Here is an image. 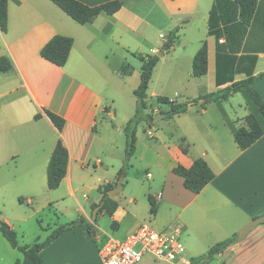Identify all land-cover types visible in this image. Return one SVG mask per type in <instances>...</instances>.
Instances as JSON below:
<instances>
[{"label":"crops","instance_id":"1","mask_svg":"<svg viewBox=\"0 0 264 264\" xmlns=\"http://www.w3.org/2000/svg\"><path fill=\"white\" fill-rule=\"evenodd\" d=\"M80 1L95 6L111 0ZM215 4L216 0H123L116 13L102 12L91 22L80 24L51 0H8V29L6 32L0 29V56L12 63L10 70L0 73V197L10 191L15 194L13 197L31 203L47 183L50 158L57 141L62 139L69 151V161L60 185L66 183L70 194H75L73 183L82 172L92 176L102 172V183L96 188L98 197L91 203L94 210L93 205L102 200L99 188L108 183L117 186L125 159L124 125L137 109L135 94L134 111L129 108L120 115L117 101L126 94L125 85L134 75L131 72L138 69L140 77V57L157 54L160 45L165 46L169 33L178 27L175 42L163 54L171 50L175 59L161 64L159 56L149 86L158 73L155 81L183 88V93L175 91L174 96L186 98L188 109L170 117L176 119L179 131H170L165 136L154 135L148 122L139 123L136 151L130 161L152 169L147 173L154 184L148 199L152 196L157 202V212L151 214L155 225L159 229L180 227L182 241L190 248L188 263L193 264V259L211 246L264 215V134L242 150L224 115L225 112L236 127H247L245 117L258 109L246 99L245 109L240 114L234 109L232 117L223 102L236 93L221 102L201 100L205 94L231 84L228 81L218 85V72L223 79L232 75L234 81L257 76L251 86L264 99V0H259L249 25L241 22L231 1L219 0L214 15L219 36L209 34ZM198 17L207 27L206 36L198 39V47L192 43L188 49L190 39L186 43L183 40L186 36L182 37L180 32L196 24ZM55 35L74 40L64 66L40 55L42 47ZM204 41L208 44V72L197 77L193 75V59ZM182 57L185 60L179 62ZM124 66H127L125 73ZM161 70H165L163 75ZM211 82L214 88L209 89L206 83ZM139 83L140 78L137 87ZM191 83L197 85L195 93L188 90ZM152 95L178 102L161 92L153 91ZM195 98L200 99V108H195ZM190 102L193 104L189 106ZM150 105L159 121L167 117L164 112L170 105L164 104L165 110L163 106L157 109ZM211 107L217 108V112L211 114ZM45 109L65 119L62 131ZM256 117L264 128V117L263 120ZM143 124L147 126L141 131ZM200 157L207 161L215 177L201 192L195 193L184 186V178L173 169L178 165L189 168ZM125 178L124 175L122 191L113 196L118 208L111 218L118 222L117 228L93 226L91 232L75 226L42 250V264H103L101 245L110 237L126 240L145 220L132 214L118 198L126 190ZM124 199L138 202L131 194ZM100 213L108 215L99 210L95 219L87 213L82 217L96 224ZM40 227L42 233L36 235V242L44 241L60 226ZM18 244L32 245L20 244L19 240ZM199 248L207 249L199 255L191 251ZM19 252L16 248L14 264H23L24 256ZM197 264H264V223L255 226L244 239L239 237L223 252Z\"/></svg>","mask_w":264,"mask_h":264},{"label":"trees","instance_id":"2","mask_svg":"<svg viewBox=\"0 0 264 264\" xmlns=\"http://www.w3.org/2000/svg\"><path fill=\"white\" fill-rule=\"evenodd\" d=\"M54 4L60 7L66 14H68L72 19L80 24H86L91 22L100 13L105 12L107 14H114L119 11L123 6V0H111L104 2L99 5L90 6L80 0H51ZM211 11L210 23H209V34L210 35H220V31L216 28L215 23V10H217V2ZM231 1L238 10V16L244 25H249L254 17L259 0H229ZM0 29L6 32L8 29V0H0ZM178 27L174 28L168 36V40L165 44L166 49H169L176 39V32ZM73 38L64 35L53 36L40 50V55L50 61L51 63L64 66L69 58L72 46ZM142 61L141 71H140V83L138 87L134 90V94L137 97V109L134 116H132L126 123L124 127V132L126 135V146H125V159L124 163L119 170V177L121 175L127 174L128 168L131 167V158L134 156L136 151L137 142V128L141 121H146L148 124L152 125L154 122L155 114L153 113L152 106L148 103L147 90L149 87V82L152 77L154 67L156 66L159 56L157 54L152 56H141ZM12 63L9 58L5 56H0V73L10 70ZM127 66L123 67V72L125 73ZM208 72V44L206 41L203 42L201 48L196 53L193 59V75L203 76ZM232 75L229 78L223 79L218 72L217 83L221 85L228 81L231 84L216 91L205 94L203 98L205 103L210 101L221 102L226 100L229 96L234 93L241 92L246 99L251 102L264 117V99L252 88V83L258 78L257 76H249L246 79L234 81ZM198 99L193 101L196 103ZM157 101L161 104L170 105V108L164 112L167 117H172L174 115L185 112L188 109V102L178 103L170 100L168 97L158 96ZM203 103V107L205 105ZM46 115L51 119L53 124L62 131L65 125V119L56 114L55 112L45 109ZM224 112V111H223ZM163 113V112H162ZM227 123L231 126L234 134V138L238 146L244 150L250 147L255 141H257L263 134L264 128L260 125L258 118L254 113H250L245 117L247 122L246 126L236 127L234 122L229 119L227 114L224 112ZM38 114L36 117H39ZM185 151V149H184ZM69 161V151L62 139H59L53 150L52 156L50 158L48 168H47V183L50 189H57L67 173V166ZM175 174H178L184 178V186L195 192H201L204 187L214 179L215 173L212 171L207 161L200 157L197 158L191 167L187 168L182 165H178L173 169ZM113 187L112 184H105L99 188L102 193V201H104L100 211L106 212L110 217H112L118 208V202L109 195V190ZM22 202V200L20 199ZM150 202V212L155 215L157 212V202L154 197L149 196ZM99 204H94L93 208ZM81 225L88 231L93 232V223L87 221L85 218H80L77 221L70 222L68 224L61 225L55 229L52 234L41 242H36L30 247L19 246L16 231L8 224L6 221L0 218V232L8 240L12 247L18 248L24 256L23 264H42L43 259L41 257V252L46 247H48L56 238H58L62 233L73 227ZM118 222L116 220L112 221V229H116ZM239 238V233H234L228 238L217 242L211 246L208 251L200 256L193 259V264H197L204 259H209L221 252H223L227 247L233 244Z\"/></svg>","mask_w":264,"mask_h":264},{"label":"rangeland","instance_id":"3","mask_svg":"<svg viewBox=\"0 0 264 264\" xmlns=\"http://www.w3.org/2000/svg\"><path fill=\"white\" fill-rule=\"evenodd\" d=\"M198 16V15H197ZM201 17V16H200ZM198 17L197 23L188 25L185 32H180L183 39L188 43V49L192 46V43H197L198 39H202L206 36L207 27H204V21ZM200 45V44H199ZM160 45V50L162 49ZM175 56L173 51L167 50L166 55L162 56V63L167 64L173 62ZM185 58H179V62L184 61ZM190 65V62H189ZM160 67L158 69V72ZM132 77H130L129 82L125 85L126 94L123 99L117 101V111L118 113H126L130 108L131 111H134L136 104V97L134 95V90L137 87L139 81L138 69L135 72H131ZM160 73L163 75L165 70H161ZM158 74V73H157ZM157 74L154 75L152 82L150 83L148 89V103L153 104L155 108H164L166 106L163 104L159 105L157 98L152 95L153 91L161 92L162 95H168L173 99H177L179 103L188 102L186 98L174 96L175 91H180L183 93V88L176 87L174 85L164 86L163 82L155 81ZM129 75H126V78ZM163 84V85H162ZM209 89L214 88V84L206 83ZM197 85L188 86V90L192 93H195ZM182 90V91H181ZM192 95V94H190ZM192 97V96H190ZM196 97V96H194ZM197 99V98H195ZM203 99V97L201 98ZM200 100V99H198ZM194 104L195 108H200L201 104L198 102ZM224 106L230 112L232 117L235 116L233 110H238L239 114L245 109L246 97L242 93H236L231 96L227 101L223 102ZM251 107H255L252 103H249ZM239 105H242L241 107ZM210 113L217 112V108L211 107ZM136 113V112H135ZM134 113V114H135ZM254 114L259 117L260 120H263L262 115L258 110H254ZM134 116V115H133ZM157 115L154 118L152 127V132L154 135L162 134L163 136L167 135L170 131H179V127L176 124V119L170 117H164L162 120L155 121ZM144 121V120H143ZM142 122V121H141ZM140 122V123H141ZM126 125V124H125ZM124 125V127H125ZM143 126L141 125L140 129L143 131ZM125 134V132H124ZM170 135V134H169ZM148 134L146 135V139ZM153 139L152 141H155ZM125 145H126V135H125ZM92 167V166H91ZM93 170V167L91 168ZM148 171H152L151 168H148L144 163L133 161L131 167L128 168L125 182L126 190L119 195V199L122 201L123 206L128 209L132 214H137L143 217L145 220L142 223H147L154 229L158 230L159 228L155 225V218L150 213V202L148 199V193H150L154 187L153 181L148 177ZM102 172L98 171L96 175H91L89 172H82L77 180L73 183L75 194H70L69 189L66 183L60 185L57 189H49L47 183L43 185L42 189L37 191V196L30 203L27 200L21 202L19 198L13 197L14 193H9L7 191L3 197H0V218L3 220H8L11 226H14L16 233L18 234V240L20 244L31 243L32 245L36 243L34 238L39 233H42L40 226H61L68 224L73 221H77L80 218L88 215H93L94 210H92L91 203L95 201L98 197L97 186L102 183L101 178ZM126 194H131L137 197V203H129L128 200L124 199ZM87 213V214H86ZM84 215V216H83ZM83 216V217H82ZM112 218L106 214H99L98 219L93 222L94 226H112ZM81 226V225H77ZM112 228V227H111ZM26 235V236H25ZM25 236V237H24ZM47 239V238H45ZM184 241V240H183ZM184 244L187 250L190 248L187 246V243L184 241ZM207 248H199V250H191L195 255H199L206 251ZM198 251V252H197ZM16 254V248L12 247L8 240L0 232V264H14ZM18 254L22 255L21 252ZM138 264H170L162 261L156 260L150 254H145L143 259Z\"/></svg>","mask_w":264,"mask_h":264},{"label":"built area","instance_id":"4","mask_svg":"<svg viewBox=\"0 0 264 264\" xmlns=\"http://www.w3.org/2000/svg\"><path fill=\"white\" fill-rule=\"evenodd\" d=\"M145 254L162 262L189 264L188 251L178 225L156 230L147 223H141L126 240L110 237L100 247L103 264H138Z\"/></svg>","mask_w":264,"mask_h":264},{"label":"water","instance_id":"5","mask_svg":"<svg viewBox=\"0 0 264 264\" xmlns=\"http://www.w3.org/2000/svg\"><path fill=\"white\" fill-rule=\"evenodd\" d=\"M166 49V46H164L161 50H159L158 52H157V55L158 56H163V54H164V50ZM201 100H203V99H201ZM193 104V102H190L189 103V106L190 105H192ZM164 116V114H161V117H163ZM159 117V115H157V117H156V119H155V121H158V118ZM123 179H124V175H121L120 176V178L118 179V181H117V186L116 187H114V188H112L111 190H109V195L110 196H115V195H117V194H119L121 191H122V187H123ZM103 203H104V201H102L98 206H96L95 208V210H94V212H93V219H95L96 218V216H97V213H98V211L100 210V208L102 207V205H103ZM264 223V215H262V216H258V217H256V218H254V219H252L250 222H248L243 228H241L240 229V231H239V237L241 238V239H244L247 235H248V233L255 227V226H257L258 224H263Z\"/></svg>","mask_w":264,"mask_h":264}]
</instances>
